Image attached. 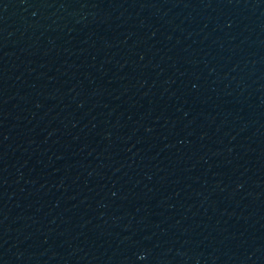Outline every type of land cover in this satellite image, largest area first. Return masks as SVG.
Segmentation results:
<instances>
[{
  "label": "water",
  "instance_id": "1",
  "mask_svg": "<svg viewBox=\"0 0 264 264\" xmlns=\"http://www.w3.org/2000/svg\"><path fill=\"white\" fill-rule=\"evenodd\" d=\"M0 264H264V0H0Z\"/></svg>",
  "mask_w": 264,
  "mask_h": 264
}]
</instances>
